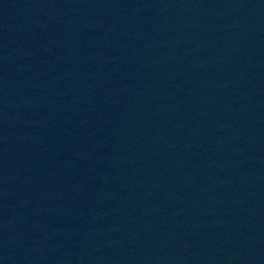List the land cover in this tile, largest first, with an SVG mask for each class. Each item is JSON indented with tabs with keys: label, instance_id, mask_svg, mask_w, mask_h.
Masks as SVG:
<instances>
[{
	"label": "water",
	"instance_id": "water-1",
	"mask_svg": "<svg viewBox=\"0 0 264 264\" xmlns=\"http://www.w3.org/2000/svg\"><path fill=\"white\" fill-rule=\"evenodd\" d=\"M0 264H264V0H0Z\"/></svg>",
	"mask_w": 264,
	"mask_h": 264
}]
</instances>
